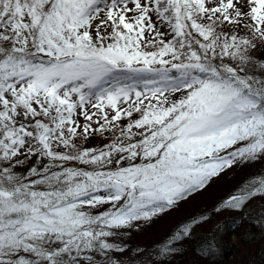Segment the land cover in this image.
Listing matches in <instances>:
<instances>
[{"label": "snow or ice", "instance_id": "1", "mask_svg": "<svg viewBox=\"0 0 264 264\" xmlns=\"http://www.w3.org/2000/svg\"><path fill=\"white\" fill-rule=\"evenodd\" d=\"M258 48L264 0H0V264H119L117 230L264 161Z\"/></svg>", "mask_w": 264, "mask_h": 264}, {"label": "trees", "instance_id": "2", "mask_svg": "<svg viewBox=\"0 0 264 264\" xmlns=\"http://www.w3.org/2000/svg\"><path fill=\"white\" fill-rule=\"evenodd\" d=\"M252 56L255 60H264V48L254 50ZM107 142L110 141L95 138L85 147ZM260 174H264V161L234 165L213 177L204 189L157 217L117 230L118 235L109 240L124 251L111 252V260L119 264H264V196L250 199L241 211L215 210L238 189L259 179ZM225 221L224 230L216 231ZM185 225L190 236L169 244L168 240ZM93 255L98 264H108V257Z\"/></svg>", "mask_w": 264, "mask_h": 264}]
</instances>
